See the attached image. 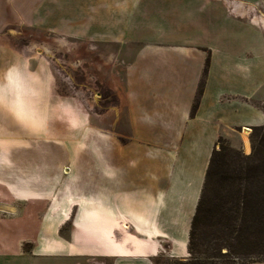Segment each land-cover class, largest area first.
Segmentation results:
<instances>
[{"label": "crops", "instance_id": "1", "mask_svg": "<svg viewBox=\"0 0 264 264\" xmlns=\"http://www.w3.org/2000/svg\"><path fill=\"white\" fill-rule=\"evenodd\" d=\"M262 4L264 0H0L1 122L24 115L26 104L18 93H10L11 84L19 87L24 79V65L11 59L18 49L4 39L26 24L39 30L44 25L120 43L118 52L128 55L123 80L114 85L120 104L110 110L114 124L118 115L124 116L132 133L113 156L87 159L98 161L97 187L84 177L81 192L67 193L62 206L56 198L47 210L41 200L47 194L37 187L33 172L40 170L32 167V176L25 179L27 161L20 156L16 165L22 183L10 188V166H2L1 180L8 186L0 188L1 197L13 194L34 216L11 220L14 207L2 200L0 264L27 255L60 257L69 264H159L158 255L186 260L192 219L219 138L264 125V22L251 14ZM74 207L76 216L63 234ZM37 213L43 218L36 219ZM28 240L30 250L23 247Z\"/></svg>", "mask_w": 264, "mask_h": 264}, {"label": "rangeland", "instance_id": "2", "mask_svg": "<svg viewBox=\"0 0 264 264\" xmlns=\"http://www.w3.org/2000/svg\"><path fill=\"white\" fill-rule=\"evenodd\" d=\"M251 14L253 17L257 14L259 20L264 18V5H258ZM4 40L18 49V52L11 53V59L15 62L21 60L24 65L21 70L24 79L20 80L19 87L11 84L10 93L14 96L18 93L20 99L25 98L26 104L24 115L11 117L8 124L5 120L1 122L3 118H0V188L8 186L1 180L2 166H10V188L22 183L23 178L19 176L22 172L16 163L20 156L25 157V179H29L33 172L37 173V187L47 194L46 198H41L46 210L47 205L56 198L57 205L62 206L67 200V193L81 192L84 177H89L97 187L98 161L94 158L113 156L119 152L120 145L131 140L132 133L129 132L126 118L118 115L114 124L115 114L110 110L120 104L114 85L123 80L125 56L128 54L118 52L120 43L104 42L97 37L68 35L63 29H49L44 25L39 30L26 24L19 32L11 31ZM105 128L108 131L103 130ZM249 129V134H245L243 128L242 134L221 136V140H218L216 149L220 151L222 146L225 149L218 156L211 184L213 206L222 203L225 208L234 207L245 194L255 202L263 201L264 125ZM34 157L38 158L34 160L35 165L31 164ZM88 158L93 159L88 162ZM34 166L40 171L30 173ZM22 199L31 202L33 198L24 196ZM2 200L9 201L8 204L14 207V210H9L11 220L24 215L33 218L34 213L29 212L30 208L22 206L13 194L8 197L0 195V204ZM42 214L37 213L36 219L43 218ZM75 216L76 207L72 208L70 221L61 228L63 234L70 229ZM212 223L213 218L207 219L200 232L209 235L217 228ZM261 236L257 231L250 238L258 241ZM20 237L27 238L29 235ZM32 245L30 240L23 242L25 249L30 250ZM257 246L254 245L252 250L260 249ZM243 248L238 244L237 250L241 253L235 259V264H247L250 260L264 262L263 255L245 254L248 249L244 251ZM227 251L228 247L222 246V252ZM188 258L190 255L186 260ZM215 261L222 264L223 258ZM155 262L176 264L177 260L158 255ZM69 263L60 257L37 259L27 255L24 258L13 257L9 264ZM83 263L97 264L96 261ZM106 263L111 264V261Z\"/></svg>", "mask_w": 264, "mask_h": 264}, {"label": "trees", "instance_id": "3", "mask_svg": "<svg viewBox=\"0 0 264 264\" xmlns=\"http://www.w3.org/2000/svg\"><path fill=\"white\" fill-rule=\"evenodd\" d=\"M209 65L210 57L207 59L199 92L193 105V114L196 112L200 103ZM258 127L261 126H255V128ZM224 149L225 146H222L220 151L214 149L211 156L202 193L191 223L188 243L190 258L186 261L177 260L176 264H217L215 259L218 258H223L222 264H235V259L241 253L237 250L238 244H240V247H244V251L248 249V252L245 254L264 256V236H261L264 235V198L261 202H255L245 194L241 196L240 202L238 204L236 202L234 207L230 206L225 208L222 203L215 204L214 206L211 204V184L214 181L218 156H220ZM210 218H213L212 226H217V228L205 236L204 232H200V230L207 223V219ZM223 218H225V221ZM257 231H259L261 238L258 241H253L250 237L255 236ZM257 244V247L260 249L256 248V250H252L254 245ZM225 245L228 247V251L223 253L222 246ZM256 261L258 260H250L247 264Z\"/></svg>", "mask_w": 264, "mask_h": 264}, {"label": "bare ground", "instance_id": "4", "mask_svg": "<svg viewBox=\"0 0 264 264\" xmlns=\"http://www.w3.org/2000/svg\"><path fill=\"white\" fill-rule=\"evenodd\" d=\"M263 19H264V18H263ZM263 22H264V20H263ZM249 131H250L249 128H245V129H244L245 134H249Z\"/></svg>", "mask_w": 264, "mask_h": 264}]
</instances>
